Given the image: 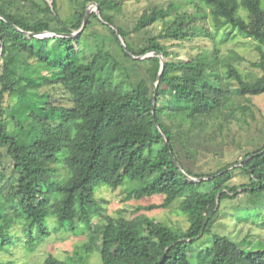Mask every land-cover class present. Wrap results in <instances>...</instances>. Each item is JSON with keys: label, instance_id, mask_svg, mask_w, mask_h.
I'll return each mask as SVG.
<instances>
[{"label": "trees", "instance_id": "obj_1", "mask_svg": "<svg viewBox=\"0 0 264 264\" xmlns=\"http://www.w3.org/2000/svg\"><path fill=\"white\" fill-rule=\"evenodd\" d=\"M69 2L65 14L60 0H0V106L6 94L18 97L0 108V252L12 254L22 243L35 251L53 218L56 230L89 231V240L75 256L49 254L44 264H91L95 251L103 264H264V205L258 240L250 231L234 240L210 228L225 199L250 196L238 211L264 204V135L215 171L195 169L204 148L223 155L229 138L257 120L264 0H168L146 7L132 28L118 21L122 0ZM91 2L100 16L93 11L76 35L26 33H75ZM158 21L161 31L147 33ZM116 28L132 54H154L134 58ZM239 36L256 42L259 71L244 74L227 47ZM163 39L200 44L183 59ZM160 53L167 60L155 89ZM237 171L249 181L232 184ZM102 185L122 187L128 198L162 195L139 209L174 207L189 225L146 213L103 216L94 225L103 215L95 197ZM205 234L212 236L200 242ZM0 264L15 263L0 255Z\"/></svg>", "mask_w": 264, "mask_h": 264}, {"label": "rangeland", "instance_id": "obj_2", "mask_svg": "<svg viewBox=\"0 0 264 264\" xmlns=\"http://www.w3.org/2000/svg\"><path fill=\"white\" fill-rule=\"evenodd\" d=\"M51 3L52 0H48ZM62 12L67 14L69 11V0H60ZM168 0H122L123 10L118 14V21L120 24L127 28H132L136 20L140 17L143 10L154 4H166ZM94 11L96 10L93 7ZM163 27V22L158 21L148 29L150 35L158 34ZM162 42L168 46L169 49L179 54V58L188 59L191 53L196 52L193 47L200 44L199 42L187 41L179 44L171 39H163ZM203 43V42H202ZM229 46V47H228ZM228 48H234L237 52L238 65L244 74L254 73L259 71V67L255 62L260 60V52L256 48V42L251 39L244 38L242 36L237 37L234 42H230L227 45ZM149 52L148 55H152ZM18 97L16 95L6 94L4 100L1 103L0 108H7L10 104H14ZM255 103V111L257 114V120L250 119L252 126H244L238 129L236 137L231 136L228 140V147L225 149L224 154H217L213 148L206 149L199 154L197 162L195 163V169L198 172H212L215 171L219 165L233 158H239L242 155L243 149H252L254 145L249 143L250 139H256L264 135V95L253 97ZM218 139H221L219 137ZM215 149V148H214ZM58 169L61 175H65L66 171L62 165H58ZM249 179L246 175L237 171L233 177L232 184H241L248 182ZM131 184H125L124 186H130ZM127 192L123 191L122 187L113 189L107 185L98 186L95 191V197L98 198L103 206V215H95L93 218V224H101L104 222L103 216L118 217L120 215L126 218H132L133 216L141 213H146L159 221H166L170 224H179L183 227H187L189 222L187 217L183 214L175 211L174 207L155 208L152 210L139 209L141 206H147L155 203H161L163 201L162 195L146 196L143 198H137L133 196L127 197ZM248 198L250 196H247ZM242 193L237 198L225 199L222 202L220 210L216 214L211 223V232L225 234L231 236L234 240L241 239L248 231L251 233L252 240H258V230L260 229L258 224L262 221L261 216L258 214L263 208L264 204L257 205H244L241 210H234L235 206L240 202L247 200ZM238 215L243 216L242 223H239ZM48 229L50 235L47 236L41 244L33 252H28L22 244H19L14 249L13 253L0 252L1 259L4 261H14L15 264H44L45 259L49 254H52L60 259H68L76 255L77 249L89 240V231L84 234H76L73 231H66L63 229H57L58 223L55 219L50 218ZM212 234H205L201 239L208 241ZM257 238V239H256ZM199 242L196 243L198 245ZM206 244V242L204 243ZM199 249V247L197 248ZM91 264H103L101 255L98 251H95L90 256Z\"/></svg>", "mask_w": 264, "mask_h": 264}, {"label": "water", "instance_id": "obj_3", "mask_svg": "<svg viewBox=\"0 0 264 264\" xmlns=\"http://www.w3.org/2000/svg\"><path fill=\"white\" fill-rule=\"evenodd\" d=\"M53 4V0L51 1V5ZM93 7L96 9L95 11L97 12V14L100 16V10H99V6H98V4L96 3V2H91V3H89L88 4V6H87V10H86V15H85V18H84V22H83V25H82V27H81V29L80 30H78L77 32H75V33H71V34H63V33H56V32H53V31H43V32H32V31H28V32H26L27 33V35H33V36H38V37H41V38H43V37H46V36H57V35H63V36H72V35H76V33H78V32H80L84 27H85V25H86V23H87V20H88V18L90 17V14L94 11V9H93ZM2 17V16H1ZM116 30H117V33H118V36H119V39H120V41H121V44L125 47V49L134 57V58H140V59H143V58H145L146 56H150V55H148V54H145V55H140V56H136V55H134V54H132L131 52H130V49L128 48V46L126 45V43H125V41H124V39H123V37L121 36V34L119 33V30L116 28ZM2 47H3V42L1 41L0 42V63H1V54H2ZM153 54H154V51H151ZM152 54V55H153ZM159 56H160V59H161V68H160V72H159V76H158V79H157V81H156V83H155V89H156V87H157V85H158V82H159V80H160V77H161V75H162V73H163V71H164V68H165V64H166V57H165V55L163 54V53H160L159 54ZM156 94L154 95V100H153V106L155 107V104H156ZM250 157H248V158H246L245 160H247V159H249ZM242 163V162H241ZM241 163H239V164H241ZM190 177V179L192 180V181H199V180H202L203 178H196V177H193V176H189ZM205 178V177H204Z\"/></svg>", "mask_w": 264, "mask_h": 264}]
</instances>
